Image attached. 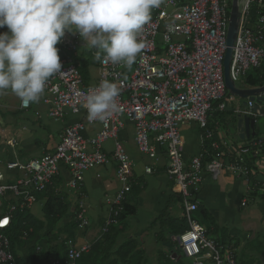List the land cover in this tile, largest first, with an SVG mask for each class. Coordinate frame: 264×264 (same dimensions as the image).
Returning a JSON list of instances; mask_svg holds the SVG:
<instances>
[{"label": "built area", "instance_id": "2783aa9c", "mask_svg": "<svg viewBox=\"0 0 264 264\" xmlns=\"http://www.w3.org/2000/svg\"><path fill=\"white\" fill-rule=\"evenodd\" d=\"M231 3L232 0H161L160 6L151 10L150 21L139 33L138 39L144 48L131 68L98 61L99 81L96 85H86L77 67L68 64L62 65L61 72L49 79L41 99L47 107V116L54 121L64 120L69 115L77 119L64 127L52 152L23 163L18 160L6 163L8 169L19 171L22 176L10 182L3 181L0 176V198L8 201L6 211L0 214V264H16L5 233L12 212L18 208L30 209L37 201V195L62 173H66L68 186L77 195L72 215L79 222V228H86L89 220L81 196L85 175L112 159L116 163L118 188L109 201L110 210L101 233L116 224L134 182L131 176L133 161L118 139L125 120L133 125V140L140 153L156 161L161 155L166 157L165 173L172 183V192L180 197L189 227L173 237L182 254L193 259V264H205L206 261L239 264L235 249L209 239L205 227L193 215L199 205L198 193L204 174L208 172L217 178L225 167L246 181L248 189L240 200L241 206L251 201V193L257 188L264 198V181L255 179L251 160L264 154V136L254 137L242 147L225 139H216L209 144L210 149L202 147L187 160L180 132L181 126L189 122L197 123L205 131L210 113L227 109L222 101L226 93L223 58ZM254 3L261 10L251 24L249 11ZM239 12L230 66V76L235 84L240 79L245 82L251 71L264 68L263 1L239 0ZM79 38L78 34L66 32L57 45L59 57L64 47L75 50ZM102 80L115 82L120 87V111L106 122H89L83 107L84 97ZM214 102H217L215 106ZM252 105L249 101L243 113L254 116ZM30 108L31 104L22 107L19 101L20 110ZM95 123L99 129L89 136L86 125ZM205 136L210 139L211 133L206 132ZM108 139H113V150L109 154L103 148ZM7 143L14 146L17 141L10 139ZM206 156L210 158L206 159ZM153 171L150 165L144 167L146 174ZM65 245L66 258L51 260V264H77L89 253L92 243L68 239Z\"/></svg>", "mask_w": 264, "mask_h": 264}, {"label": "crops", "instance_id": "0c3cea01", "mask_svg": "<svg viewBox=\"0 0 264 264\" xmlns=\"http://www.w3.org/2000/svg\"><path fill=\"white\" fill-rule=\"evenodd\" d=\"M262 1L264 11V0ZM66 52H70L69 54H71L74 60L70 61L69 64L75 65L80 74H87L85 84L96 85L100 78L98 60L95 59L96 50L89 48L85 42L79 38L75 50H70L67 47L61 50L62 55ZM67 59L69 60V58ZM63 65L68 64L64 63ZM257 73V71H251L247 78L249 76L255 77ZM245 83L248 87L252 86L248 84L247 80H245ZM43 94L41 99L45 96V93ZM41 99L38 103H32L29 110L22 111L19 109V99L11 93L10 90L0 94V176L3 181L10 182L22 176L21 172L8 169L6 166L7 162L18 160L23 163L30 159L37 158L44 153L52 152L60 140V135L64 127L77 119L75 116L69 115L64 119L62 126L56 128L51 127L48 121V119H51L47 116V107L42 103ZM239 103L241 104L240 99ZM240 104L239 107L233 110L226 109L225 111H213L210 113L209 119L215 117L216 114H218V119L220 118L215 124L211 123V138L213 140L225 139L227 142H231L227 140L226 134L220 129L222 121L229 126L233 135L231 143L237 147L244 146L249 140L254 138L250 136V138L245 137L244 139H240L238 136L235 127V115L244 110ZM36 112H38V114H36ZM225 113H229L231 118L225 119L223 117ZM259 117L255 126L257 137L260 136L258 128ZM98 129L99 127L96 130L88 129V135L93 136ZM180 132L183 140L184 156L189 160L202 149V132L199 125L195 122L182 125ZM10 139H15L17 143L14 146H10L7 143ZM133 144L135 146L134 140ZM125 149L128 150V147L126 146ZM104 151L109 154L112 152V149L106 151L104 148ZM128 154L134 164L133 169H131L134 185L127 197L136 207V214L132 215L131 220L128 222H126L127 218L125 220V222L130 225L128 227V234L131 239L137 238V243L142 250L148 251L147 253L149 254L150 250H153V256L155 254L157 255L156 259L159 260L161 258V252L163 251L167 254H172L171 258L175 259V262H178L181 260V255L173 248V244L167 245L168 242L166 240L160 242L161 238L164 237L166 239L168 236L170 237L167 233L168 228L166 220L168 218H178L183 210L180 205V198L172 192V183L165 173L166 157L161 155L158 161L149 157V160L143 164H137L130 152H128ZM251 160L252 163H254L252 166L256 173L255 179L257 181H264V154L253 157ZM224 161L225 157L223 163ZM146 165L153 167L154 171L152 174H146L144 172V167ZM115 173L116 163L112 159H110L109 163L97 166L86 173L81 196L84 199L87 209L86 217L89 220V225L86 228H81L82 231L76 236L77 242L94 243L100 237V223L103 222L108 215L110 210L109 201L113 197H110L109 193H115L118 188L117 180L116 183L114 181L116 178ZM66 179V173H62V175L55 177L53 179V189L56 191L58 182L66 185L67 191L64 196L70 205L67 208L66 215L70 214V216H73L72 214L76 208L77 195L69 188ZM247 189L248 187L243 177H240L238 174L225 167L217 178H213L208 172L205 173L200 192L198 193L199 206L204 208L208 213L207 218L203 220L209 226H204V222L202 224L205 228L209 229L208 238H211L213 241L217 239V237L219 239V236L221 238H229L230 245L233 246L237 252L239 251L241 254L246 252V254L249 255H247L246 258L249 261L245 263L241 259L242 255L240 254V257L239 253L236 254L239 264H250V256L255 257V252H253L252 249L253 246L248 247L246 251L248 241L254 242L256 237L260 239L264 236L261 234V228L258 227L256 229V224H260L259 220L263 217L261 212L259 211V214H257L259 216H257L254 211H243L244 207L240 205V200ZM260 197L264 200L262 194H259L255 197H251V201L247 204L253 202L259 203ZM263 200H260V202ZM3 201L4 200L0 198V207H2ZM179 210L181 213H179ZM3 211L5 212V210ZM223 219L224 221H222ZM217 221H222L223 224L226 225L220 228ZM161 228L164 229L162 234L163 237L159 234ZM219 229L222 231L217 233L216 237L213 236ZM35 240L36 238L34 241ZM238 240H240V243ZM27 242H31L32 245L35 244L32 243V241ZM236 242H238V244ZM150 243L153 248H151V246L149 247ZM39 244L41 243L39 242ZM235 244L237 245V249L234 246ZM191 260L193 261V259ZM147 262L149 261L147 260ZM206 262L208 263V261Z\"/></svg>", "mask_w": 264, "mask_h": 264}, {"label": "clouds", "instance_id": "9594fccd", "mask_svg": "<svg viewBox=\"0 0 264 264\" xmlns=\"http://www.w3.org/2000/svg\"><path fill=\"white\" fill-rule=\"evenodd\" d=\"M161 0H0V94L11 91L22 107L38 103L49 79L61 72L57 45L66 32L96 50L95 59L127 68L144 44L139 33ZM121 89L102 80L83 107L89 122H106L120 111Z\"/></svg>", "mask_w": 264, "mask_h": 264}, {"label": "trees", "instance_id": "16d2710c", "mask_svg": "<svg viewBox=\"0 0 264 264\" xmlns=\"http://www.w3.org/2000/svg\"><path fill=\"white\" fill-rule=\"evenodd\" d=\"M261 9L258 7L257 3L252 4L249 15H250V22L253 24L256 20L258 12ZM264 12V11H263ZM8 31L7 27L0 28V33ZM63 52V51H62ZM70 52H66L61 57V64L64 63L69 64L70 61H74ZM69 58V60L67 59ZM258 73L255 77L249 76L246 80L248 84L252 86H260L264 84V68L261 70H256ZM84 82L87 79V74H81ZM218 114L215 115L213 118H208L207 128L204 130L201 129L202 132V139H203V148H208L209 144L213 140L212 138L209 139L205 136L206 132L211 131V123L218 122ZM210 117V116H209ZM257 137V136H255ZM210 156H206V159H209ZM53 182L48 185L47 189L39 193L37 195V199L41 198L44 199L43 211H44V218L46 220V224L42 220L36 219L29 211V209H21L18 208L11 214L10 225L6 229L5 233L7 234L9 241H10V249L13 251L16 264H51V260L58 259L63 260L66 258V245L65 242L68 239H72L76 241L75 230L78 229L79 222L72 216V219L69 220L66 224L60 225L62 218L64 217L66 210L69 206V203L64 195L55 192L53 189ZM260 190L255 189L254 192L251 193V196L255 197L259 195ZM128 196V195H127ZM179 197V196H178ZM263 197V196H262ZM180 198V197H179ZM3 205L0 207V213H3L7 207V200L3 199ZM10 202L13 200L10 199ZM136 214V207L130 202L128 197H126L125 202L123 203V210L120 212L119 216L117 217V222L114 225L109 226L107 232L100 233V237L91 245V250L89 253L85 254L80 260L77 261V264H149L147 262L146 255L144 250L140 248V250H136L137 248V240L128 238L124 239L118 246L114 247V249H110L109 245H112L118 233L120 232L118 229V225L121 222H125L126 218ZM196 217L195 219L202 225L205 218H207L208 213L207 211L198 205L197 210L195 211ZM167 222V233L170 235L168 238L163 237L164 229L161 228L159 234L161 235V241L163 240H172L173 237L182 234L185 232L189 227L184 216V212L182 210V214L176 219L168 218ZM104 224L103 222L100 223L101 228ZM44 226H46V230L44 231V238L47 240V243L50 245L46 251L42 248L43 245L41 244L39 248L37 244L31 245L27 249V260L21 258L17 254V248L22 247L27 241H33L38 235V233L43 230ZM59 226V227H58ZM206 229V234L208 235V228ZM55 232V233H53ZM101 232V231H100ZM57 233V234H56ZM66 233V239L59 245L52 244L51 242L59 239V235ZM56 234V235H55ZM229 238L226 239L225 237L214 240V242L218 243L222 246L232 247L229 242ZM227 241V242H226ZM108 245V247H106ZM234 248V247H232ZM170 255V256H169ZM172 254H167L165 252H161V258L157 260L156 264H180V262H175V259L171 258ZM175 255V254H174ZM165 257V258H164ZM164 258V259H163ZM239 263V262H238ZM241 264V263H240ZM244 264V263H243Z\"/></svg>", "mask_w": 264, "mask_h": 264}, {"label": "rangeland", "instance_id": "374dc122", "mask_svg": "<svg viewBox=\"0 0 264 264\" xmlns=\"http://www.w3.org/2000/svg\"><path fill=\"white\" fill-rule=\"evenodd\" d=\"M230 11V9H229ZM161 40V37L158 36V41ZM236 86L237 87H246V83L243 81V80H239L237 83H236ZM44 95V94H43ZM222 101H225L226 105H227V110L229 109H236L237 107H239V99L230 95L227 91L224 95V97L222 98ZM217 102H214L213 105L215 106ZM241 105V104H240ZM223 117L225 119H229V113H225V115L223 114ZM231 118V117H230ZM49 123H50V126L51 127H60L62 126L63 124V121L64 120H61V121H54V120H49ZM131 122H129L128 120H125V126L120 130V132L118 133V139L120 140V142H122L123 146L124 147H128V150L127 152H130V154L133 156V158L136 160L137 164H143L144 162L148 161L149 160V156H145L144 154L140 153L137 148H135L134 144H133V137H134V128H133V125ZM99 127V125L97 123L95 124H87L86 125V128L87 129H93V130H96L97 128ZM258 128H259V133H260V136H264V115L259 117V125H258ZM220 129L223 133L226 134L227 136V140L228 141H231L232 142V132L230 131L229 129V126L227 125V123H224L223 121L221 122L220 124ZM112 144H113V139H108L107 141L104 142L103 144V148H105L106 151H110L111 149L113 150V147H112ZM115 177V176H114ZM150 177V176H149ZM111 179V178H110ZM115 183H116V178L114 179ZM134 185V184H133ZM66 191H67V187L64 183H61V182H58L57 184V187H56V193H59L61 195H65L66 194ZM114 194V193H113ZM112 192L109 193V196L112 197L113 196ZM260 200H263L261 197L259 199V203L258 202H253V203H250V204H247L246 206H241V207H244L243 208V211H254L255 214H259L258 212L260 211L261 214H262V218L259 220L260 224H256V229L259 227L261 228V234L264 235V200L262 202H260ZM43 205H44V199H41V198H38L36 202L33 203V205L30 207L29 211L30 213L38 220H42L44 221V223L46 224V220L44 218V211H43ZM181 205V204H180ZM70 206V205H69ZM182 208V206H181ZM66 213H67V210H66ZM64 215V217L62 218L61 222L59 223V226L60 225H64L66 224L69 220L72 219V216L69 215ZM179 213H181V211L179 210ZM194 218L196 217V214L194 213ZM259 216V215H257ZM132 218V216L128 217L126 222L130 221ZM224 221V219L222 220ZM218 222L219 223V226L220 228L221 227H224L226 224H223V222ZM126 222H121L119 223L118 225V229H119V233L117 235V238L115 240V242L112 244V245H109L110 249H114V247L118 246L124 239H128L130 238L129 236V231H128V227L130 226L129 224H127ZM257 223V222H256ZM204 226H209L207 223L204 222L203 224ZM58 226V227H59ZM261 226V227H260ZM255 227V226H254ZM46 230V226H44L43 230H41L38 235H36V240L32 241V243H35L38 245H43V249L44 251H46V249L50 246L48 243H47V240L44 238V231ZM82 231L81 228H78L75 230V235L78 236L79 232ZM220 231L222 230H217V232H215V235L213 236H217V233H219ZM55 233V232H53ZM57 234V233H56ZM55 234V235H56ZM64 239H66V233H63V234H60L59 235V239H56L54 241H52L51 243L52 244H57L59 245L60 243H62L64 241ZM137 239V238H135ZM211 239V238H210ZM257 239V237H256ZM254 242H250V240L248 241L247 243V247H246V251L248 249V247H252L253 249V252H255V257L253 256H250L251 257V261H250V264H264V236H262L260 239H257ZM165 241V240H164ZM239 243H240V240H238ZM39 242L41 244H39ZM140 242V241H139ZM161 242V240H160ZM167 245L169 244H173V248H175V250L177 252H179V255H181V260L179 261L180 264H192L193 261L191 260V258H187L185 257L180 248H179V245H178V242L176 241H172V240H167ZM238 244V242H236ZM31 244V242H26L22 247H18L17 248V254L27 260V246ZM162 244V243H161ZM251 244V245H250ZM32 245V244H31ZM30 245V246H31ZM151 246V243L149 244V247ZM237 249V245L235 244L234 245ZM106 247H108V245H106ZM233 247V246H232ZM151 248H153V246H151ZM150 248V249H151ZM136 250H140V246L137 244V248ZM235 251V254H238L239 253V256L241 257V259L243 260V262H247L249 261L246 257L248 254H246V252H244L243 254H241L239 251L237 252V250H234ZM148 252V251H147ZM146 250H144V253H146V258L147 260L149 261V264H156L158 261L157 258V255L155 254L153 256V250H150V254L147 253ZM241 254V255H240ZM153 256V257H152ZM170 256V255H169ZM249 256V255H248ZM206 264H211L210 262H206Z\"/></svg>", "mask_w": 264, "mask_h": 264}, {"label": "water", "instance_id": "95a60500", "mask_svg": "<svg viewBox=\"0 0 264 264\" xmlns=\"http://www.w3.org/2000/svg\"><path fill=\"white\" fill-rule=\"evenodd\" d=\"M239 0H232L231 10L229 15V23L226 35V51L223 58V75L226 86V91L241 100L243 108L248 107V102L251 101L252 111L254 116H249L240 111L236 113V131L240 139L256 136L255 126L259 116L264 115V84L251 87H237L230 76V66L232 59V51L234 41L238 32L239 25Z\"/></svg>", "mask_w": 264, "mask_h": 264}, {"label": "snow or ice", "instance_id": "6c2138e0", "mask_svg": "<svg viewBox=\"0 0 264 264\" xmlns=\"http://www.w3.org/2000/svg\"><path fill=\"white\" fill-rule=\"evenodd\" d=\"M4 223H6V221H4Z\"/></svg>", "mask_w": 264, "mask_h": 264}]
</instances>
